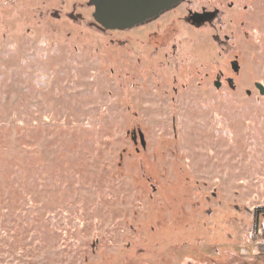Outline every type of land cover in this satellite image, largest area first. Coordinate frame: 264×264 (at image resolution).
<instances>
[{
    "label": "rangeland",
    "instance_id": "rangeland-1",
    "mask_svg": "<svg viewBox=\"0 0 264 264\" xmlns=\"http://www.w3.org/2000/svg\"><path fill=\"white\" fill-rule=\"evenodd\" d=\"M93 12L0 0V264H264V0Z\"/></svg>",
    "mask_w": 264,
    "mask_h": 264
},
{
    "label": "water",
    "instance_id": "water-1",
    "mask_svg": "<svg viewBox=\"0 0 264 264\" xmlns=\"http://www.w3.org/2000/svg\"><path fill=\"white\" fill-rule=\"evenodd\" d=\"M90 2L94 6L93 18L103 28L126 29L153 18L178 0H90ZM232 69L237 70V64L233 63ZM218 85L217 82L216 86ZM256 87L260 94H264L262 84L257 83Z\"/></svg>",
    "mask_w": 264,
    "mask_h": 264
}]
</instances>
